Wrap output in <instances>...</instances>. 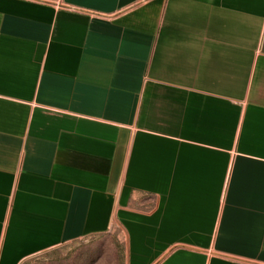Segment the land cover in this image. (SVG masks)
I'll return each instance as SVG.
<instances>
[{
	"label": "crops",
	"instance_id": "0c3cea01",
	"mask_svg": "<svg viewBox=\"0 0 264 264\" xmlns=\"http://www.w3.org/2000/svg\"><path fill=\"white\" fill-rule=\"evenodd\" d=\"M108 232L264 264V0H0V264Z\"/></svg>",
	"mask_w": 264,
	"mask_h": 264
},
{
	"label": "rangeland",
	"instance_id": "374dc122",
	"mask_svg": "<svg viewBox=\"0 0 264 264\" xmlns=\"http://www.w3.org/2000/svg\"><path fill=\"white\" fill-rule=\"evenodd\" d=\"M123 243L117 234L108 232L64 243L22 264H125Z\"/></svg>",
	"mask_w": 264,
	"mask_h": 264
}]
</instances>
